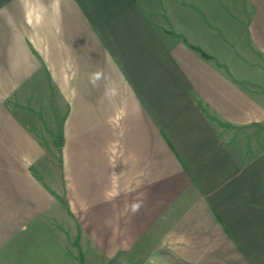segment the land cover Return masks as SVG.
<instances>
[{"label": "crops", "instance_id": "1", "mask_svg": "<svg viewBox=\"0 0 264 264\" xmlns=\"http://www.w3.org/2000/svg\"><path fill=\"white\" fill-rule=\"evenodd\" d=\"M260 73L264 0H0V264H264Z\"/></svg>", "mask_w": 264, "mask_h": 264}, {"label": "rangeland", "instance_id": "2", "mask_svg": "<svg viewBox=\"0 0 264 264\" xmlns=\"http://www.w3.org/2000/svg\"><path fill=\"white\" fill-rule=\"evenodd\" d=\"M255 75H257L258 77H260V78L262 79V85H264V73L255 74ZM257 129H258L257 131L261 130V134H264V124H263V125H260V127L257 128ZM69 238H70L71 240H73L74 238H76L74 244H75L76 246L80 245V244H78V242H79V237H78L77 235H74V237H73L72 235H69ZM72 245H73V244H72ZM76 253H77V255L83 256V252H82V250H80V249H76ZM125 258H126V257L123 258V261L125 260ZM94 264H96V263H94ZM97 264H98V263H97Z\"/></svg>", "mask_w": 264, "mask_h": 264}, {"label": "trees", "instance_id": "3", "mask_svg": "<svg viewBox=\"0 0 264 264\" xmlns=\"http://www.w3.org/2000/svg\"><path fill=\"white\" fill-rule=\"evenodd\" d=\"M204 55H205V56H208L205 52H204Z\"/></svg>", "mask_w": 264, "mask_h": 264}, {"label": "clouds", "instance_id": "4", "mask_svg": "<svg viewBox=\"0 0 264 264\" xmlns=\"http://www.w3.org/2000/svg\"><path fill=\"white\" fill-rule=\"evenodd\" d=\"M138 207V206H137Z\"/></svg>", "mask_w": 264, "mask_h": 264}]
</instances>
